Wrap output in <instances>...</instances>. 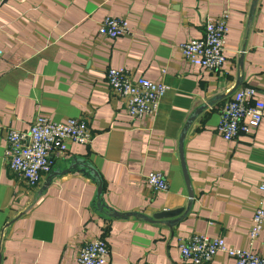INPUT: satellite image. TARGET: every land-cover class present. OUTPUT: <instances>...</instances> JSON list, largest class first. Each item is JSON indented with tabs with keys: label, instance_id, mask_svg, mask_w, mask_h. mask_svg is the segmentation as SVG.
I'll return each mask as SVG.
<instances>
[{
	"label": "crops",
	"instance_id": "obj_1",
	"mask_svg": "<svg viewBox=\"0 0 264 264\" xmlns=\"http://www.w3.org/2000/svg\"><path fill=\"white\" fill-rule=\"evenodd\" d=\"M224 10L223 67L185 62L178 45L199 39ZM106 17L125 20L129 33L99 36ZM0 52V264H76L95 239L107 244V264H190L179 245L194 234L247 248L253 212L264 209V117L230 142L217 125L243 87L264 100V0H0ZM118 68L167 86L155 117H129L110 93L106 71ZM38 116L84 119L91 141L68 144L29 189L6 165L5 133L28 130ZM186 128L192 197L178 154ZM74 161L94 168L100 195ZM151 172L166 178L167 191L146 185ZM253 250L264 256V222ZM208 264L234 262L218 254Z\"/></svg>",
	"mask_w": 264,
	"mask_h": 264
},
{
	"label": "built area",
	"instance_id": "obj_2",
	"mask_svg": "<svg viewBox=\"0 0 264 264\" xmlns=\"http://www.w3.org/2000/svg\"><path fill=\"white\" fill-rule=\"evenodd\" d=\"M228 19L227 10L218 17L207 19L199 39L178 45L182 59L205 70L221 69L226 62L224 47L229 31ZM128 33V23L123 19L106 17L98 25V35L107 39L113 40ZM106 80L110 93L123 102L126 113L133 119L155 117L167 91V86L161 82L133 79L124 68L108 69ZM255 96V89L243 87L222 107L217 131L224 141L230 142L240 133L249 134L258 127L264 117V100ZM90 141L91 134L84 119L55 122L38 116L26 131H6L4 159L8 169L32 189L51 172L54 159L66 153L68 144L87 145ZM145 183L156 192L168 189L166 178L159 172L145 175ZM259 191L264 200V174ZM263 222L264 209L258 207L253 212L245 249L230 247L220 237L194 234L180 243V256L190 264H208L218 254L232 259L234 264H264V256L253 250ZM108 258L106 242L95 239L79 248L76 264H107Z\"/></svg>",
	"mask_w": 264,
	"mask_h": 264
},
{
	"label": "water",
	"instance_id": "obj_3",
	"mask_svg": "<svg viewBox=\"0 0 264 264\" xmlns=\"http://www.w3.org/2000/svg\"><path fill=\"white\" fill-rule=\"evenodd\" d=\"M193 117L194 116H192L190 118V120L188 122L189 125H190L191 120L193 119ZM186 131H187V128L185 129V131L182 133V135L180 137L178 154H179V159H180L181 168H182V172H183V177H184V180H185L186 187L188 189L189 197H192V192H191V189H190V183H189L188 176H187L186 169H185L183 151H182V145H183V140H184V136L186 134ZM74 163H77V165L79 167H81V169H83L86 172H88L89 175L95 179V181H96V183L98 185L97 195H100L101 182H100L99 176H98L97 172L94 170V168L89 163H82L81 162V164H78L80 162H75V161H74ZM179 213H180V210L170 211V212H162V213H159V214L155 215L154 219H169V218H172V217L178 215Z\"/></svg>",
	"mask_w": 264,
	"mask_h": 264
}]
</instances>
